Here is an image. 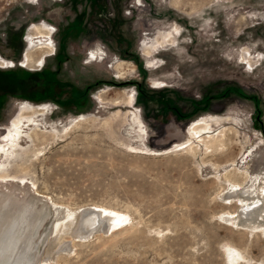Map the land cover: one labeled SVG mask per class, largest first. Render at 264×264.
Segmentation results:
<instances>
[{
    "label": "rangeland",
    "instance_id": "rangeland-1",
    "mask_svg": "<svg viewBox=\"0 0 264 264\" xmlns=\"http://www.w3.org/2000/svg\"><path fill=\"white\" fill-rule=\"evenodd\" d=\"M249 176L264 179V0H0V190L47 215L43 256L59 205L132 222L47 264H264V231L221 218L239 203L219 193Z\"/></svg>",
    "mask_w": 264,
    "mask_h": 264
},
{
    "label": "bare ground",
    "instance_id": "bare-ground-1",
    "mask_svg": "<svg viewBox=\"0 0 264 264\" xmlns=\"http://www.w3.org/2000/svg\"><path fill=\"white\" fill-rule=\"evenodd\" d=\"M137 126L140 125L137 124ZM17 133L18 131L15 132L16 136ZM214 142V140L209 141L208 148L212 147ZM24 167V165L22 168L20 166L21 169ZM18 171H15L16 174ZM226 174L227 172L223 174V177L229 181ZM248 179L249 181L242 185L232 183L231 187L219 193L224 203H239L237 211H225L221 218L230 222L231 225L244 227L249 232L258 229L264 231V179L260 181L254 176H249ZM257 181L260 182L257 183ZM2 191L0 190V264L56 262L62 253L70 254L69 251L73 249L76 240L92 237L96 226L104 237H112L116 232L132 226L128 212L105 205L94 203L92 208L59 205L53 215L54 219L49 229L50 235L46 237L48 239L47 255L43 256L39 253L34 239L47 215H44L34 203L19 200L13 194ZM226 253L233 262L246 258L240 249L231 245H227Z\"/></svg>",
    "mask_w": 264,
    "mask_h": 264
},
{
    "label": "trees",
    "instance_id": "trees-1",
    "mask_svg": "<svg viewBox=\"0 0 264 264\" xmlns=\"http://www.w3.org/2000/svg\"><path fill=\"white\" fill-rule=\"evenodd\" d=\"M25 75H27V76H29V77H27V78H24L23 80H27V81H38V79H40V77H41V75H42V72L41 73H32V72H30V73H26ZM6 77L8 78L9 77V79L11 80H13V81H15L14 79L16 78V73H14V72H10V73H8L7 75H6ZM12 81V82H13ZM196 104V103H195Z\"/></svg>",
    "mask_w": 264,
    "mask_h": 264
},
{
    "label": "flooded vegetation",
    "instance_id": "flooded-vegetation-1",
    "mask_svg": "<svg viewBox=\"0 0 264 264\" xmlns=\"http://www.w3.org/2000/svg\"><path fill=\"white\" fill-rule=\"evenodd\" d=\"M53 42V41H52ZM52 49L54 50V44H52Z\"/></svg>",
    "mask_w": 264,
    "mask_h": 264
}]
</instances>
